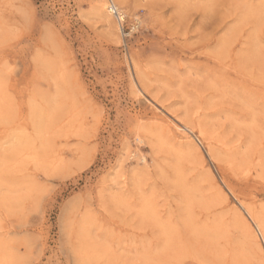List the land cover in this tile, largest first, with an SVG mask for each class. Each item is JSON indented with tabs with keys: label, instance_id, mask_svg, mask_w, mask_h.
Returning <instances> with one entry per match:
<instances>
[{
	"label": "rangeland",
	"instance_id": "1",
	"mask_svg": "<svg viewBox=\"0 0 264 264\" xmlns=\"http://www.w3.org/2000/svg\"><path fill=\"white\" fill-rule=\"evenodd\" d=\"M109 1L0 0V264H264V0Z\"/></svg>",
	"mask_w": 264,
	"mask_h": 264
},
{
	"label": "built area",
	"instance_id": "2",
	"mask_svg": "<svg viewBox=\"0 0 264 264\" xmlns=\"http://www.w3.org/2000/svg\"><path fill=\"white\" fill-rule=\"evenodd\" d=\"M108 5H109L108 11L110 12V14L117 17L118 19H121L122 14L119 8L111 0L108 2Z\"/></svg>",
	"mask_w": 264,
	"mask_h": 264
},
{
	"label": "bare ground",
	"instance_id": "3",
	"mask_svg": "<svg viewBox=\"0 0 264 264\" xmlns=\"http://www.w3.org/2000/svg\"><path fill=\"white\" fill-rule=\"evenodd\" d=\"M109 7V6H108ZM110 20V19H109ZM204 134V133H203ZM203 134H202V132H200V135L203 137ZM254 220V219H253ZM252 220V221H253ZM254 222V221H253ZM254 225H255V227H256V229L258 230V232L261 234V232H262V234L264 235V226L263 225H261L260 223H258V222H254ZM262 237V236H261ZM264 237V236H263ZM263 237H262V240H263V242L262 243H264V239H263ZM263 245V244H262Z\"/></svg>",
	"mask_w": 264,
	"mask_h": 264
}]
</instances>
